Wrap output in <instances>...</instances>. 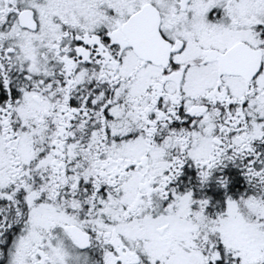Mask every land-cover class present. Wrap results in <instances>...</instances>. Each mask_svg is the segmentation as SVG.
<instances>
[{"label": "snow or ice", "instance_id": "1", "mask_svg": "<svg viewBox=\"0 0 264 264\" xmlns=\"http://www.w3.org/2000/svg\"><path fill=\"white\" fill-rule=\"evenodd\" d=\"M0 264H264V0H0Z\"/></svg>", "mask_w": 264, "mask_h": 264}]
</instances>
